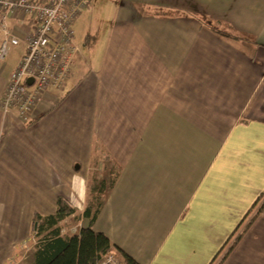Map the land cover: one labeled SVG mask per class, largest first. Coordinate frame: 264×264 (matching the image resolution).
Returning <instances> with one entry per match:
<instances>
[{
  "label": "crops",
  "instance_id": "crops-1",
  "mask_svg": "<svg viewBox=\"0 0 264 264\" xmlns=\"http://www.w3.org/2000/svg\"><path fill=\"white\" fill-rule=\"evenodd\" d=\"M72 29L65 89L28 122L0 109V264L58 196L85 227L99 168L115 182L94 231L139 264H209L264 196V0H90ZM24 51L0 61V98ZM222 264H264V212Z\"/></svg>",
  "mask_w": 264,
  "mask_h": 264
},
{
  "label": "built area",
  "instance_id": "built-area-1",
  "mask_svg": "<svg viewBox=\"0 0 264 264\" xmlns=\"http://www.w3.org/2000/svg\"><path fill=\"white\" fill-rule=\"evenodd\" d=\"M89 5L90 0H0V61L19 43L25 48L0 98L4 113L14 111L20 121L28 122L50 89H65L80 51L73 24ZM15 15L31 25L23 41L10 28ZM99 264L121 263L108 256Z\"/></svg>",
  "mask_w": 264,
  "mask_h": 264
},
{
  "label": "trees",
  "instance_id": "trees-1",
  "mask_svg": "<svg viewBox=\"0 0 264 264\" xmlns=\"http://www.w3.org/2000/svg\"><path fill=\"white\" fill-rule=\"evenodd\" d=\"M226 37L238 39L232 35H226ZM106 161H109L108 158H106ZM114 182L115 175L113 174L108 178L101 179H96L95 176L92 177L88 204L82 213V218L87 220V225L80 227L74 233H64L62 230L65 226L62 223L76 213L72 204L62 196L56 198V210L54 213L47 216L34 214L31 223V234L32 238L35 239V244L30 252L29 264H99L108 256L116 258L121 264H139L124 251L113 245L103 233L92 229ZM257 205L256 211L241 231L236 233L242 225L244 218L234 228L209 264L215 261L231 238L234 237L222 257L216 263L222 264L252 222L258 215L264 212V199L262 195L256 198L246 216Z\"/></svg>",
  "mask_w": 264,
  "mask_h": 264
},
{
  "label": "rangeland",
  "instance_id": "rangeland-1",
  "mask_svg": "<svg viewBox=\"0 0 264 264\" xmlns=\"http://www.w3.org/2000/svg\"><path fill=\"white\" fill-rule=\"evenodd\" d=\"M75 35V34H74ZM73 35V36H74ZM75 37V36H74ZM77 41V40H76ZM77 43V42H76ZM79 49L80 48H83V44H79L77 43ZM105 169V168H104ZM104 169H98L97 171L94 172V174H92V177H96V179H101V178H104V177H107V172L104 170ZM92 180V179H91ZM89 199V197H88ZM263 199H264V196H263ZM254 213V212H253ZM250 214L244 222L243 224L240 226V228L237 230L236 233L240 232L241 229L243 228V226L247 223V221L250 219V217L253 215ZM81 219H79L78 217H75L74 219H72L71 221H64L62 224L65 225L64 228L62 229L64 231V233H74L73 232V229H75L76 231L80 228V226H82V223L80 222ZM236 235V234H235ZM234 235V236H235ZM234 237L231 238V240L229 241V243L224 247V250H222V252L218 255L220 256L218 258V260L216 259L215 260V264L219 261V259L222 257V255L224 254V252L226 251L227 247L229 246V244L233 241ZM32 244V241H29L28 243H26V248H21V249H18V251L16 252V256L13 260V263H17L19 262L18 264H29L30 263V252H31V249L33 247V245L31 246ZM116 259V258H114ZM116 261H118L116 259ZM119 262V261H118Z\"/></svg>",
  "mask_w": 264,
  "mask_h": 264
},
{
  "label": "water",
  "instance_id": "water-1",
  "mask_svg": "<svg viewBox=\"0 0 264 264\" xmlns=\"http://www.w3.org/2000/svg\"><path fill=\"white\" fill-rule=\"evenodd\" d=\"M27 84H28V85L30 84V80L27 82Z\"/></svg>",
  "mask_w": 264,
  "mask_h": 264
}]
</instances>
